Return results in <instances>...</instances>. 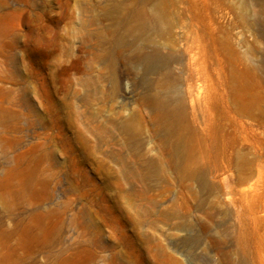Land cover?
Returning a JSON list of instances; mask_svg holds the SVG:
<instances>
[{
	"label": "rangeland",
	"instance_id": "1",
	"mask_svg": "<svg viewBox=\"0 0 264 264\" xmlns=\"http://www.w3.org/2000/svg\"><path fill=\"white\" fill-rule=\"evenodd\" d=\"M106 2L0 0V264H256L254 237H264V0L210 1L211 24L246 100L229 104V116L219 121L218 137L231 144L218 154L222 170L202 168L204 187L201 177L174 171L148 179L155 201L142 206V225L119 198L117 176L94 170L70 123L65 149L62 127L50 129L48 121L51 99L80 103L76 90L100 119L111 106L122 109V118L138 109L140 71L136 78L118 65L121 89L108 98L109 83L100 77L77 83V62L95 74L102 70L90 37L99 27L81 22ZM185 7L183 0H150L161 46H171L188 26ZM66 78V94L55 91ZM140 127L147 156L156 158V139ZM112 135L121 141L113 128ZM121 182L124 190L144 186L135 178ZM107 196L111 201L99 204L113 214L95 215L96 201ZM172 208L175 215L166 217Z\"/></svg>",
	"mask_w": 264,
	"mask_h": 264
},
{
	"label": "bare ground",
	"instance_id": "2",
	"mask_svg": "<svg viewBox=\"0 0 264 264\" xmlns=\"http://www.w3.org/2000/svg\"><path fill=\"white\" fill-rule=\"evenodd\" d=\"M183 1L189 24L180 27L182 30L169 47L161 46L157 40L162 34L161 23L154 12L147 10L150 0H107L88 21L81 22V26L99 27L90 37L94 38L93 60L101 64L102 70L95 74L91 67L86 70L82 61L77 62V83L82 86L93 76L100 77L109 83V91L104 96L108 98L121 89L118 65H124L134 77L140 71L136 81L142 90L138 109L134 108L122 118V109L111 106V114L100 119V111H90L86 95L78 90L73 95L80 103L65 98L50 101V129L62 127L58 135L62 136L61 143L66 149L64 126L70 123L72 133L81 140L82 147L94 162V170L104 171L108 178L112 174L117 176L119 181L115 188L119 198L131 204L133 218L139 225L145 221L142 206L155 201L147 195L150 190L146 183L148 179L169 171L180 177L189 174L201 177L202 168L206 166L210 167L211 174L222 170L218 154H224L231 144L218 137L222 132L219 121H226L229 116V104L246 100L247 88L228 67L224 48L211 24V0ZM68 81V78L61 80L55 91L66 94ZM34 112L39 116L36 108ZM141 124L148 126L151 136L156 139V158L147 156L145 140L140 136ZM112 128L120 136V142L113 138ZM114 144L117 147L112 148ZM49 155L53 160V150ZM130 178L138 179L144 186L124 190L121 180L129 182ZM204 180L205 177L199 180L202 187ZM241 192H245L243 188ZM102 201L107 204L111 196L96 201L100 208L95 209V215H101L100 211L104 216L112 215L110 207H101L99 202ZM167 215L173 217L174 209ZM252 221L259 224L255 218ZM93 226L96 227V223ZM254 238L259 250L256 264H264V237L257 235Z\"/></svg>",
	"mask_w": 264,
	"mask_h": 264
}]
</instances>
